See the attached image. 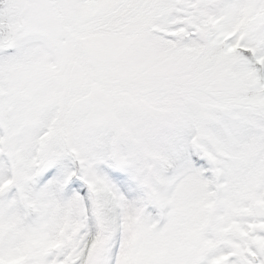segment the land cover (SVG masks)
I'll list each match as a JSON object with an SVG mask.
<instances>
[{
  "label": "snow or ice",
  "instance_id": "1",
  "mask_svg": "<svg viewBox=\"0 0 264 264\" xmlns=\"http://www.w3.org/2000/svg\"><path fill=\"white\" fill-rule=\"evenodd\" d=\"M0 264H264V0H0Z\"/></svg>",
  "mask_w": 264,
  "mask_h": 264
}]
</instances>
